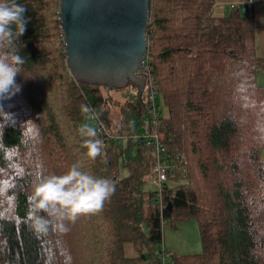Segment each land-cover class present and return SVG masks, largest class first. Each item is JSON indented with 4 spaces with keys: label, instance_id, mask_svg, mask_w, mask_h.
I'll return each instance as SVG.
<instances>
[{
    "label": "trees",
    "instance_id": "obj_1",
    "mask_svg": "<svg viewBox=\"0 0 264 264\" xmlns=\"http://www.w3.org/2000/svg\"><path fill=\"white\" fill-rule=\"evenodd\" d=\"M217 1L149 0L146 63L161 100L155 132L175 162L161 195L146 189L153 151L133 139L146 96L120 105L107 87L77 82L66 61L61 0H17L29 23L16 41L25 60L15 77L20 91L0 101V264H164V225L191 219L202 252L171 255V264H264L263 59L253 15L236 4L215 16ZM82 105L106 122L95 159L82 146L81 129L91 123ZM73 165L114 182L103 209L75 223L35 213L36 175L61 176ZM34 215L49 220L45 229Z\"/></svg>",
    "mask_w": 264,
    "mask_h": 264
},
{
    "label": "water",
    "instance_id": "obj_2",
    "mask_svg": "<svg viewBox=\"0 0 264 264\" xmlns=\"http://www.w3.org/2000/svg\"><path fill=\"white\" fill-rule=\"evenodd\" d=\"M149 0H61L60 20L67 66L79 83L131 86L142 98L147 75Z\"/></svg>",
    "mask_w": 264,
    "mask_h": 264
},
{
    "label": "clouds",
    "instance_id": "obj_3",
    "mask_svg": "<svg viewBox=\"0 0 264 264\" xmlns=\"http://www.w3.org/2000/svg\"><path fill=\"white\" fill-rule=\"evenodd\" d=\"M26 11L17 0H0V101L20 91L15 77L22 72L25 60L16 41L27 31L29 18L25 16ZM81 108L90 118L95 115L90 106L82 105ZM81 135L86 137L82 146L87 149L88 157L95 159L102 148L101 141L95 139L96 130L85 127L81 129ZM114 192L113 181L94 177L73 165L61 176L38 173L30 201L35 213L42 211L61 223L65 220L75 223L81 215L100 212ZM33 220L39 229H45L49 223L48 219L38 215H34Z\"/></svg>",
    "mask_w": 264,
    "mask_h": 264
},
{
    "label": "rangeland",
    "instance_id": "obj_4",
    "mask_svg": "<svg viewBox=\"0 0 264 264\" xmlns=\"http://www.w3.org/2000/svg\"><path fill=\"white\" fill-rule=\"evenodd\" d=\"M64 34V33H63ZM148 41V38H147ZM149 47V44H148ZM108 92V91H107ZM113 98L121 105L126 101L130 103L138 102V93L133 88H126L122 90L112 91ZM158 103L161 100L158 98ZM119 106L113 105L111 108V112L108 116L112 119L113 123L119 120L120 113H119ZM89 127H93V123L89 124ZM144 135L143 127L139 130V136ZM159 187L152 182H150L146 189L148 190H156ZM164 240L158 246V249L163 252L164 255V264H171V255L177 254H195L202 252V242H201V235L200 230L198 227V222L196 219H191L185 222L178 223L177 226L174 228L171 224L166 223L164 225L163 231ZM125 251L128 256L135 255L134 249L129 245L126 244Z\"/></svg>",
    "mask_w": 264,
    "mask_h": 264
},
{
    "label": "built area",
    "instance_id": "obj_5",
    "mask_svg": "<svg viewBox=\"0 0 264 264\" xmlns=\"http://www.w3.org/2000/svg\"><path fill=\"white\" fill-rule=\"evenodd\" d=\"M145 68L142 70L143 73L147 75V90H146V117L143 120L142 127L144 129V135H134V140H143L147 146H149L153 155L156 159L155 165V177L153 183L159 188V194H161L162 188L168 181V173L175 166L174 160L170 158L168 154V147L159 138V134L155 132V128L158 124V98H159V88L151 76V70L146 63V58L144 62ZM95 113V112H94ZM89 119L93 123V129L96 130L97 134H107L106 122L97 113ZM124 137L119 138V143L123 144ZM180 156V155H179ZM162 195V194H161ZM164 260V255H160Z\"/></svg>",
    "mask_w": 264,
    "mask_h": 264
},
{
    "label": "crops",
    "instance_id": "obj_6",
    "mask_svg": "<svg viewBox=\"0 0 264 264\" xmlns=\"http://www.w3.org/2000/svg\"><path fill=\"white\" fill-rule=\"evenodd\" d=\"M238 5L242 12L253 15L256 30V49L258 55L263 59V68L258 74V84L264 87V0H218L213 8L215 16L228 14L233 5ZM264 158V150L262 152Z\"/></svg>",
    "mask_w": 264,
    "mask_h": 264
},
{
    "label": "flooded vegetation",
    "instance_id": "obj_7",
    "mask_svg": "<svg viewBox=\"0 0 264 264\" xmlns=\"http://www.w3.org/2000/svg\"><path fill=\"white\" fill-rule=\"evenodd\" d=\"M146 83H147V80H145V85H144V92H143V95H142V97L144 98V96H146V90H147V85H146ZM129 88H133L134 90H136L137 91V93H138V96H139V94H140V89H139V87H137V86H131V87H129Z\"/></svg>",
    "mask_w": 264,
    "mask_h": 264
}]
</instances>
